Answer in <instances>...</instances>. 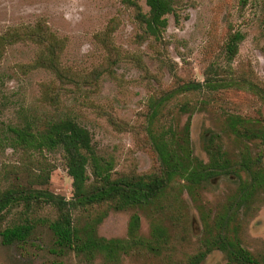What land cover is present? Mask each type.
I'll return each mask as SVG.
<instances>
[{"label":"rangeland","instance_id":"obj_1","mask_svg":"<svg viewBox=\"0 0 264 264\" xmlns=\"http://www.w3.org/2000/svg\"><path fill=\"white\" fill-rule=\"evenodd\" d=\"M147 11L145 0H136ZM177 14L168 15L160 39L144 36L135 9L124 0H0V36L14 28L46 25L63 40L61 64L81 78L79 86L61 84L42 68L26 69L41 46L24 40L6 45L0 57V176L8 172L6 185L14 183L22 165V150L10 145L9 127L23 118H44L63 113L86 128L98 155L111 160L114 176L154 171L156 156L146 128L149 99L163 90L188 81H203L210 66H220L217 77L232 73L257 87L244 85L217 91L189 92L165 103L154 120L156 131L180 130L190 115V139L194 155L206 160L200 136L204 130L223 135L226 150L234 153L241 142L225 133L226 118L240 115L244 127L264 129V0H179ZM243 38L230 65L224 58V44L231 33ZM95 71L101 74L92 79ZM59 95L58 104L44 101L43 89ZM189 102L190 111H180ZM264 156L260 139L244 138V151ZM55 166L48 188L70 199L71 178L60 151L46 152ZM34 159H41L36 154ZM34 162V166H35ZM20 174L18 182H24ZM4 183V184H5ZM230 177H221L191 196L175 181L161 200V206L115 210L102 203L73 211V222L96 235L125 238L133 213L140 217L139 233L148 238L151 224L167 231L158 254L135 250L118 261L97 256L84 261L73 252L61 254L54 245L48 223L57 216L50 205H22L12 208L0 229L28 220L35 228L24 243L3 245L0 264H187L188 257L203 249L208 230L215 234L216 216L234 193ZM242 245L264 264V190L252 200L244 214L229 224ZM219 250L211 251L200 264H225Z\"/></svg>","mask_w":264,"mask_h":264},{"label":"trees","instance_id":"obj_2","mask_svg":"<svg viewBox=\"0 0 264 264\" xmlns=\"http://www.w3.org/2000/svg\"><path fill=\"white\" fill-rule=\"evenodd\" d=\"M243 2L246 0H242ZM135 9V18L141 25L144 36L160 39L168 24V15L177 14L179 0H145L147 11H143L136 0H124ZM243 38L240 32L231 33L224 44V58L230 65L238 53ZM29 40L41 46V49L26 69L42 68L51 72L61 84L74 83L77 78L61 64L60 54L63 40L52 34L49 28L40 23L34 26L14 28L0 36V57L6 45L17 41ZM220 66H210L203 81H188L177 84L169 90H163L149 99L147 136L156 156L154 171L140 174H120L114 176L111 160L98 155L89 131L68 114L57 113L39 122L37 118H23L9 127L10 145L22 150V165L17 171L14 183L6 185L8 172L0 176V220L14 207L22 205L26 212L34 206L50 205L57 211L48 228L54 237L56 250L64 254L73 252L84 261L91 262L97 256L108 261H118L122 255L135 250H146L158 254L164 239L166 228L158 223L151 224L150 236L145 238L139 233L140 217L133 213L128 221L125 238H110L96 235L94 230L78 228L73 222V211L102 203H111L115 210L129 208H149L161 206V200L167 189L177 180L191 196L200 188L213 184L221 177L232 178L235 190L216 216L215 234L208 230L203 249L188 257L187 264H200L213 250L221 251L225 264H263L232 233L230 222L249 208L254 197L264 190V156L244 151V138L260 139L264 144L262 127H244V118L229 115L225 133L238 139L242 148L234 153L225 149L223 135L219 132L204 130L200 136L206 160L194 155L190 139V115L180 130L169 127L156 131L153 127L161 107L180 94L201 91H217L220 88H244V85L257 87L250 80L226 73L217 77ZM95 71L91 77L100 76ZM258 88V87H257ZM44 101L58 104L59 95L50 94L43 89ZM180 111L189 112V102L180 105ZM60 151L64 166L71 178L72 195L70 199L51 192L48 188L50 176L55 166L47 162L45 153ZM38 154L41 159H34ZM34 162L36 163L34 166ZM20 174L24 182H18ZM5 183V184H4ZM35 228L28 220L0 229V241L3 245L24 243Z\"/></svg>","mask_w":264,"mask_h":264}]
</instances>
